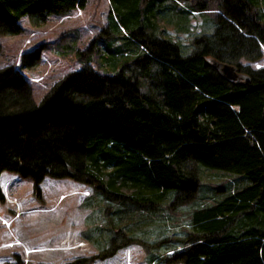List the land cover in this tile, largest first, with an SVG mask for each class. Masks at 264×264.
<instances>
[{
	"label": "trees",
	"instance_id": "obj_1",
	"mask_svg": "<svg viewBox=\"0 0 264 264\" xmlns=\"http://www.w3.org/2000/svg\"><path fill=\"white\" fill-rule=\"evenodd\" d=\"M109 1L107 71L85 64L36 103L21 71L0 68V200L4 171L30 178L36 193L46 177L92 187L88 206L111 225L90 237L101 259L137 242L134 216L142 228L191 203L184 248L167 264H264V69L240 63L262 57L264 0ZM87 2L0 0V36L21 34L24 17L45 21ZM213 2L220 12L206 17L213 29L192 39L194 51L160 25L189 31L188 15ZM40 53L26 52L21 66H36ZM213 59L249 79L229 82ZM202 170L231 179L212 187ZM115 228L127 237L112 238Z\"/></svg>",
	"mask_w": 264,
	"mask_h": 264
},
{
	"label": "rangeland",
	"instance_id": "obj_2",
	"mask_svg": "<svg viewBox=\"0 0 264 264\" xmlns=\"http://www.w3.org/2000/svg\"><path fill=\"white\" fill-rule=\"evenodd\" d=\"M110 8L109 0H88L84 9L50 14L45 21L24 17L20 21L21 34L0 36V68L13 67L21 71L31 84L36 103L57 82L85 64L107 71L100 63L106 50L104 29L108 27ZM219 12L213 2L209 11L195 13L193 19L190 14V29L186 32L164 21H160V25L191 52L195 48L192 39L202 33L209 34L213 29L206 17L212 18ZM38 47L41 48L38 64L23 68V55ZM261 50L259 60L241 58V65L264 69V43ZM230 179L231 176L219 172L201 171L202 183L212 187ZM1 188L0 264H167L166 257L184 248L182 240L190 229L188 216L195 207L191 203L171 209L165 207L161 214L148 218L146 227L142 228L138 223L140 216L135 213V223L129 225L135 230L133 235L137 242L119 249L110 258L101 259L97 258L101 250L90 237L96 235L93 228L110 230L111 225L106 224L99 208L88 206L89 199L96 194L92 187L69 178L46 177L40 185V193H36L30 178L4 171ZM210 195L212 193L207 192L203 198ZM105 206L110 208L111 204L104 202ZM111 213L112 208L107 216ZM146 214L142 213L145 220ZM94 223L101 224L93 227ZM123 237H127L126 233L115 228L112 238L120 241Z\"/></svg>",
	"mask_w": 264,
	"mask_h": 264
},
{
	"label": "water",
	"instance_id": "obj_3",
	"mask_svg": "<svg viewBox=\"0 0 264 264\" xmlns=\"http://www.w3.org/2000/svg\"><path fill=\"white\" fill-rule=\"evenodd\" d=\"M212 63L229 82H240L249 79L247 75L241 74L234 64L219 62L215 59L212 60Z\"/></svg>",
	"mask_w": 264,
	"mask_h": 264
},
{
	"label": "crops",
	"instance_id": "obj_4",
	"mask_svg": "<svg viewBox=\"0 0 264 264\" xmlns=\"http://www.w3.org/2000/svg\"><path fill=\"white\" fill-rule=\"evenodd\" d=\"M192 15H191V17H192V19H193V15L195 14V12H192L191 13ZM189 16V20H188V26H189V28H190V15H188ZM167 25H169V24H167ZM170 25H173V24H170ZM174 26V25H173ZM175 27V26H174Z\"/></svg>",
	"mask_w": 264,
	"mask_h": 264
}]
</instances>
